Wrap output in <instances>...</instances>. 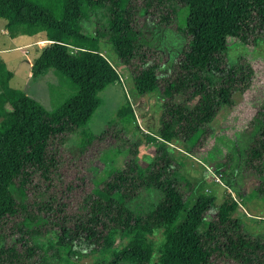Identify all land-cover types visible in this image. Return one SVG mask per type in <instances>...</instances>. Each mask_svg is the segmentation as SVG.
I'll return each instance as SVG.
<instances>
[{
    "label": "trees",
    "instance_id": "16d2710c",
    "mask_svg": "<svg viewBox=\"0 0 264 264\" xmlns=\"http://www.w3.org/2000/svg\"><path fill=\"white\" fill-rule=\"evenodd\" d=\"M0 19L11 37L20 29L46 33L50 42L38 49L30 79L54 71L73 87V99L113 72L101 57L68 42L88 46L101 40L111 44L139 97L159 92L175 98L162 106L155 137L158 163L120 168L90 186L85 174L73 172L60 190L67 161L45 126L51 112L24 90H11L13 73L0 57V230L22 214V222L36 224L25 238L26 257L41 249L39 229L46 228V233L54 231L69 264L95 255L105 264H264V227L252 231L248 225L263 220L235 217L239 205L230 192L218 204L215 191H205L201 182L192 184L183 174L184 159L196 156L210 138L216 143L208 151L213 173L229 171L241 151L236 146L234 152L224 151L222 137L236 123L237 134L250 138L264 127V84L258 89L254 65V53L264 42V0H0ZM153 30H168L183 40L167 74L161 73L167 56L144 37ZM235 50L240 53L233 57ZM226 79L231 83L219 93ZM254 94L255 103H248L256 105L254 111L246 118L234 115L241 99ZM117 117L119 122L99 136L86 133L81 148L100 140L125 161L134 158L139 141L122 125L135 123L131 104H123ZM245 171L251 194L264 196V146ZM64 189L71 196L55 206L61 219L52 222L48 213ZM15 193L25 201L18 202ZM75 242L85 247L77 250ZM15 254L13 248H0V264H25Z\"/></svg>",
    "mask_w": 264,
    "mask_h": 264
},
{
    "label": "rangeland",
    "instance_id": "374dc122",
    "mask_svg": "<svg viewBox=\"0 0 264 264\" xmlns=\"http://www.w3.org/2000/svg\"><path fill=\"white\" fill-rule=\"evenodd\" d=\"M3 22L5 21L0 19V49L4 50L2 56L8 70L17 76V80L14 76L11 78L9 87L13 91L18 89L16 82L22 83L19 89L25 90L27 95L35 99L47 111L51 112V117L45 126L56 142L62 146L65 153L64 157L67 162L60 174V190L66 187V182L71 179L68 175L73 172L76 175L85 174V184L90 186L94 182L106 179L110 173L120 170V168L137 164L141 168L146 169L151 163L159 162L158 158L160 155L157 151L158 147L155 137L159 130L162 106L174 102L175 98H164L159 92L139 97L134 91L128 70L120 64L112 51L111 44L106 40H101L88 46H79L68 42V45L73 49L85 50L98 55L113 72L107 80L96 86L93 90L73 99L76 93L73 87L65 79L58 77L54 71H50L47 75L37 80H32L28 77L30 72L29 63H32L38 49L50 42L46 38V33L28 32L29 30L20 29L18 30L19 33L15 35L17 38L13 42H10L8 31L2 27ZM144 37L153 48L167 56L168 62L161 64V66H165L162 68L161 73H169L173 59L177 57L182 48L183 40L168 30L146 31ZM29 42L33 44L18 48ZM25 51H28L26 55ZM238 53H240L239 50L233 51V57ZM2 56L0 54L1 58ZM254 58L256 59L254 65L257 66L259 71V89V85L264 84V42L256 49ZM230 83L231 80L226 79L219 86V93H223L226 86ZM255 99V94L253 97L244 96L238 104L240 105V110L234 113V115L243 118L249 116L248 114L254 111L256 105L248 103H255ZM127 102L131 104V108L134 111L136 124L122 123V125L126 129L127 135L139 141L137 155L130 161H125L124 155H114L115 152L110 151L108 146L103 145L100 140L83 150L81 143L85 134L91 132L95 136H99L110 128L111 125L118 123L117 112ZM245 104H248V108L245 110L241 109ZM226 121L231 122L232 120L230 117H226ZM226 121H223L222 124L219 123V125L224 128L223 124ZM235 126L237 128L231 130L230 135L223 136L220 142L224 151H230L229 149L232 148L231 151L234 152L236 147L241 151L240 155H236V159L229 171L220 175L213 173V163H211L208 157V151L216 143L214 139L210 138L205 142L203 149L199 150L196 156L190 155L187 159H184L183 174L192 184L201 182L205 191H215L218 204L222 202L224 192H230L239 205L237 211L234 213L235 217L253 216L263 220L257 221L260 223L248 224L252 231H257L264 227V196L251 194L253 189L248 185L245 170L264 146V127L257 136L250 138L248 135H238L240 126L237 123ZM221 131L220 129L219 132ZM141 132L145 135H151L152 138L147 139ZM233 134L237 136L231 138ZM108 159L111 160L110 163ZM39 188L41 192H45L44 186ZM239 194H243L246 197L240 198ZM56 195L59 197V200L53 203V208L48 213L52 222L56 219H61V215H59L58 209L55 206L58 203L65 202L66 196H71L67 193L66 189L63 190V193L59 192ZM15 196L18 202L23 203L25 201L17 193H15ZM75 198H72V205ZM248 200H251L252 203H248ZM249 205H251L252 211H249ZM32 210L37 212L33 207ZM32 210L30 209V211ZM22 215L12 218L1 228L0 248L4 247L6 250L13 248L14 252H16L15 258L18 257L21 260L23 257L22 260H25V264H69L65 259V251L55 244L56 236L54 231L46 233V228L39 229L40 233H44L41 238V249L35 248L33 254H29L30 257L25 256L24 251L27 249L25 238H29L27 234L32 235L31 233L37 226L33 222H29V226L27 222H22ZM210 216H214V211L210 212ZM19 222H22L25 226L19 225L21 224ZM28 245L33 246L34 241L30 240ZM74 246L77 250L85 247L78 242H75ZM77 260L72 258L74 263H77ZM92 261L100 263L101 259L95 255L87 259H81V261H78V264H91ZM13 264L21 263L14 261ZM100 264L105 263L101 262Z\"/></svg>",
    "mask_w": 264,
    "mask_h": 264
},
{
    "label": "crops",
    "instance_id": "0c3cea01",
    "mask_svg": "<svg viewBox=\"0 0 264 264\" xmlns=\"http://www.w3.org/2000/svg\"><path fill=\"white\" fill-rule=\"evenodd\" d=\"M4 23L5 22H3L2 23V27L4 26ZM17 37H11V36H9V39H10V42H13L15 39H16ZM42 40H44V39H42ZM31 44H33V43H28V44H26V45H23V46H19L18 48H21V47H24V46H30ZM4 53V50L3 49H0V54H1V56H2V54ZM5 53H7V52H5ZM36 55V54H35ZM2 58H3V56H2ZM3 60H4V58H3ZM4 62H5V60H4ZM5 64H6V62H5ZM32 64V63H31ZM31 64L29 63V67L31 68ZM6 68H7V65H6ZM8 69V68H7ZM13 76L14 77H16V80H17V76L13 73ZM29 78H30V72H29V76H28ZM20 79H22V78H20ZM23 81V80H22ZM14 82V81H13ZM12 82V83H13ZM16 84H17V87H18V89H19V87L22 85V83L20 84V82H16ZM20 90H23V89H20ZM25 91V90H24Z\"/></svg>",
    "mask_w": 264,
    "mask_h": 264
},
{
    "label": "built area",
    "instance_id": "2783aa9c",
    "mask_svg": "<svg viewBox=\"0 0 264 264\" xmlns=\"http://www.w3.org/2000/svg\"><path fill=\"white\" fill-rule=\"evenodd\" d=\"M28 53V51H25V55Z\"/></svg>",
    "mask_w": 264,
    "mask_h": 264
}]
</instances>
